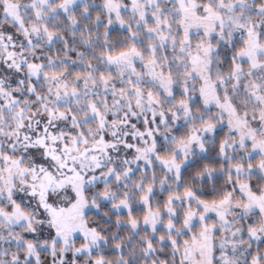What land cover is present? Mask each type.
<instances>
[{"label": "snow or ice", "instance_id": "6c2138e0", "mask_svg": "<svg viewBox=\"0 0 264 264\" xmlns=\"http://www.w3.org/2000/svg\"><path fill=\"white\" fill-rule=\"evenodd\" d=\"M0 264H264V0H0Z\"/></svg>", "mask_w": 264, "mask_h": 264}]
</instances>
